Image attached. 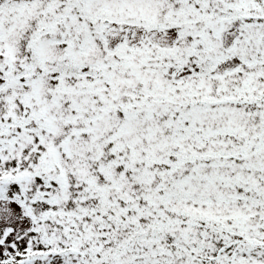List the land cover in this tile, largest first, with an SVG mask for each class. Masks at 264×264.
<instances>
[{
	"label": "snow or ice",
	"instance_id": "obj_1",
	"mask_svg": "<svg viewBox=\"0 0 264 264\" xmlns=\"http://www.w3.org/2000/svg\"><path fill=\"white\" fill-rule=\"evenodd\" d=\"M0 264H264V0H0Z\"/></svg>",
	"mask_w": 264,
	"mask_h": 264
}]
</instances>
